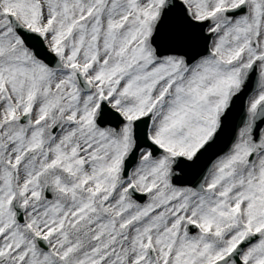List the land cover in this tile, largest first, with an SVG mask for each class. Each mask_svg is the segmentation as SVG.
I'll return each mask as SVG.
<instances>
[{
    "label": "snow or ice",
    "instance_id": "obj_1",
    "mask_svg": "<svg viewBox=\"0 0 264 264\" xmlns=\"http://www.w3.org/2000/svg\"><path fill=\"white\" fill-rule=\"evenodd\" d=\"M0 264H264V0H0Z\"/></svg>",
    "mask_w": 264,
    "mask_h": 264
}]
</instances>
